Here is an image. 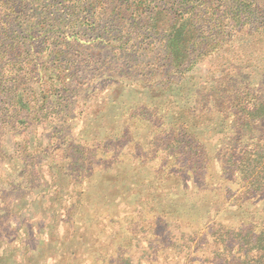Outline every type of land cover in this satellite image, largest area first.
<instances>
[{
  "label": "trees",
  "instance_id": "trees-1",
  "mask_svg": "<svg viewBox=\"0 0 264 264\" xmlns=\"http://www.w3.org/2000/svg\"><path fill=\"white\" fill-rule=\"evenodd\" d=\"M87 7L82 0H0V259L18 251L27 264H36L34 241L45 232L54 241L53 250L64 256L56 264H80L78 252L65 253L64 247L65 241L83 234L65 231L83 217V208L74 206L88 203L89 182L98 173L111 170L117 178L122 166L111 141L127 130L122 134L118 130V117L95 111L102 104V91L89 81L81 89L80 73L87 70L89 78L97 77L93 75L100 65L97 53L108 45H118L119 52H130L131 58L146 50V38L134 31L122 42L117 35L112 41L98 42L92 15L74 14ZM43 13L49 16L43 18ZM144 19L136 14L131 26L142 25ZM227 49L204 53L200 61L178 73L181 65L173 53L178 51L162 48L172 58L162 54L166 190H196L193 179L201 171L200 157L206 151L209 164H238L243 160L239 154L245 155V161L264 159V57ZM156 62L148 58L147 63ZM183 149H189L185 158ZM261 168L263 161L257 170ZM188 174L193 177L187 178ZM249 179L253 181L251 175ZM251 196L257 203L264 192L258 188ZM216 203L222 206L220 198ZM243 206L237 215L244 219ZM87 209L88 217L98 210L97 202ZM263 234L257 235L258 243ZM259 246L262 262V240ZM248 252L230 262L256 263ZM21 257L7 264H23Z\"/></svg>",
  "mask_w": 264,
  "mask_h": 264
},
{
  "label": "rangeland",
  "instance_id": "rangeland-1",
  "mask_svg": "<svg viewBox=\"0 0 264 264\" xmlns=\"http://www.w3.org/2000/svg\"><path fill=\"white\" fill-rule=\"evenodd\" d=\"M82 1L88 7L77 8L74 14L92 15L98 42L102 38L112 41L116 35L122 42L136 31L146 38V50L128 58L130 52L108 45L97 53L100 65L93 70L97 77L89 78L87 70L80 73L81 89L89 81L102 91V104L95 111L118 117V130L127 133L111 141L117 158L123 159L118 177L111 170L98 173L89 182L92 196L88 203L74 206L83 208V217L78 224L69 223L65 231L83 234L65 241V253L77 251L80 264H232L231 258H243L249 251L257 260L254 264H264L259 246L264 234L256 241L264 231V198L257 203L251 200L258 188L264 192V168L257 170L264 159L245 161V155L239 154L243 160L238 170L235 161L209 164L211 156L206 151L200 157L201 171L193 179L196 190L184 188L183 193V189L166 190L168 183L162 176V138L166 137L162 131V54L172 59L162 48L178 51L173 53L181 68L170 67L178 68V73L200 61L204 53L221 47L238 50L242 56L264 57V0ZM93 2L95 6L89 5ZM136 14L145 19L133 28ZM87 33L92 35L91 28ZM148 58L157 62L147 63ZM188 150L183 149L184 158ZM234 168L241 172L231 173ZM219 198L221 207L216 203ZM96 202L98 210L87 217L88 204ZM242 206L244 219L237 215ZM99 211L100 218L96 216ZM34 243L36 264H56L63 259L45 232ZM17 252L2 257L1 263L18 260Z\"/></svg>",
  "mask_w": 264,
  "mask_h": 264
}]
</instances>
